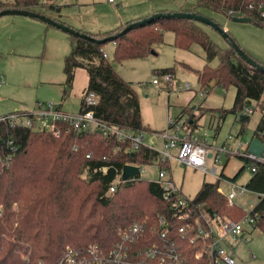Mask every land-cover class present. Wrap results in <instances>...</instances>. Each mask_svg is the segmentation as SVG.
Segmentation results:
<instances>
[{
  "label": "trees",
  "instance_id": "trees-1",
  "mask_svg": "<svg viewBox=\"0 0 264 264\" xmlns=\"http://www.w3.org/2000/svg\"><path fill=\"white\" fill-rule=\"evenodd\" d=\"M197 1L194 10L154 12L107 33L91 34L78 29L98 40H107L105 44L69 35L71 52L64 57L63 70L66 84L71 87L79 68L89 76L80 113L86 111V97L93 94L96 106L91 110L96 118L126 131L151 133L144 124L136 89L115 71L113 63L105 57L104 46L115 43L113 58L117 62L140 59L154 55L155 46L164 43L169 32L174 34V46L179 50H191L194 45L202 47L206 64L197 71L199 86L236 88L233 113L237 115L247 105L261 100L264 71L245 62L232 47L223 48L211 40L203 24L166 16L188 12L208 17L199 10L207 9L223 14L228 20L247 17L251 23L264 27V0ZM62 7L55 0L0 1V12L33 11L66 24ZM157 14L163 16L156 17ZM152 17L151 21L139 23ZM130 24L137 25L120 36ZM216 60L218 63L213 67L211 64ZM183 66L189 69L187 64ZM155 72L173 78L176 71L170 67ZM189 109L182 110L180 117L188 115V124L193 127L197 121L193 119L195 116H190ZM210 111L219 121L225 120L228 113L223 109ZM173 126L177 124L170 125L169 130ZM220 128L219 124L217 133ZM0 138V264H64L69 249L84 252L95 246L107 252L108 247L120 241L124 229L144 221L150 227L149 232L154 229V235H148L152 243H160L161 235L166 233L167 238L177 242L187 264H207L197 259L196 252L203 242L192 243L191 238L180 234L185 222L179 219V210L172 207V202L164 199L160 182L142 179L141 175L127 181L121 179L122 170L128 165L142 169L159 164L170 171V163L159 162L160 154L156 150L147 146L135 150L129 141H120L116 135H106L101 129L71 130L57 135L13 128L5 122L0 123ZM9 157L12 158L7 164ZM222 176L226 177L224 173ZM252 176L248 191L264 193V164H259ZM117 179L120 182L112 193L110 188ZM218 185L204 182L195 204H203V212L211 217L242 220L248 212L236 204L231 206L227 197L218 192ZM250 213L259 216L256 228L264 234V200ZM161 217L167 224L163 228L159 224Z\"/></svg>",
  "mask_w": 264,
  "mask_h": 264
},
{
  "label": "rangeland",
  "instance_id": "rangeland-1",
  "mask_svg": "<svg viewBox=\"0 0 264 264\" xmlns=\"http://www.w3.org/2000/svg\"><path fill=\"white\" fill-rule=\"evenodd\" d=\"M13 2L14 0H0ZM44 1V0H43ZM62 7V15L66 25L78 30V25L85 26L92 33H107L116 29L115 23L120 21V13L110 6L109 0H55ZM119 2V0H116ZM131 0L130 9L124 12L125 17L134 15L145 7L161 4L174 7L184 6L190 9L197 7V0ZM216 23H220L240 47L253 58L264 64V27L251 22L237 23L228 20L223 14L207 9H199ZM133 12V13H132ZM133 19V18H131ZM134 21V20H133ZM125 22V21H124ZM131 22V21H130ZM125 24V23H124ZM211 40L223 48L229 47L226 40L212 28L202 25ZM78 27V28H77ZM164 43L155 46V54L140 59H130L117 62L113 58L115 43L104 46L107 58L113 63L115 71L132 83L136 89L142 109L144 124L150 128L149 141L154 135L163 132L175 134L181 138L187 132L211 136L210 144L222 146L232 135L237 137L231 146L235 149L247 143L256 132L259 115L256 113L250 123L243 125L232 110L235 104L236 88L225 89L220 86L202 88L198 84L197 71L206 64V55L201 46L194 45L191 50H179L174 46V34L166 33ZM71 52L70 36L64 31L49 26L38 19L23 16L0 19V76L5 80L0 90V117L18 112H31L38 104L53 103L62 106L63 111L77 115L81 110V101L87 91L89 76L79 68L75 72L73 84H66L64 74V57ZM218 61L211 65L215 67ZM187 64L188 68L183 65ZM175 68V75L170 83L164 76L156 74V70ZM158 80L159 85H154ZM191 86V90L181 91L180 87ZM201 93L205 95L201 97ZM264 99V96L262 97ZM189 107L190 116H195L196 125L190 127L188 115L181 116L182 110ZM203 108V110H200ZM223 109L227 117L219 121L210 110ZM181 118V119H180ZM170 119L177 124L169 130ZM178 121V122H177ZM221 125L217 137L215 129ZM194 125V124H193ZM156 133V134H154ZM215 136V138H214ZM161 141L155 148L161 149ZM176 154L173 150L172 154ZM219 166L224 165V175L238 186H246L253 177L249 164L237 156H231ZM168 178L182 191L185 198L195 199L201 192L204 182L216 183L217 179L207 176L191 167L182 165L176 158L170 159ZM161 166H143L142 179L158 182ZM219 171V173H220ZM225 194L235 188L225 180L219 184ZM259 202V196L254 192L237 197L235 204L250 213ZM235 248L237 264H264V234L258 228L247 227V232ZM248 240L249 243L244 241ZM253 251L255 258H251Z\"/></svg>",
  "mask_w": 264,
  "mask_h": 264
},
{
  "label": "built area",
  "instance_id": "built-area-1",
  "mask_svg": "<svg viewBox=\"0 0 264 264\" xmlns=\"http://www.w3.org/2000/svg\"><path fill=\"white\" fill-rule=\"evenodd\" d=\"M109 2L118 6L115 0H109ZM105 57L107 56L105 55ZM171 79L172 77L167 76V83H170ZM4 83L5 80L0 76V90ZM153 83L154 85L160 84L158 80ZM180 90H191V86L186 84V87L181 86ZM204 95V93H201V97ZM262 97L261 100L247 105L242 112L237 114L243 125L250 123L256 113L259 115V120L256 132L248 139L245 147L241 144L236 149L231 146V142L237 137L231 135L222 146L215 147L210 144L211 136L207 132H204L203 135L187 132L183 138L169 132H163L154 135V139L149 141L150 133L146 131H126L118 125L105 123L96 118L91 110L96 106V96L93 94L88 95L85 99L86 111L77 115L63 112L61 106L53 103L49 105L38 104L31 112H18L0 117V123L6 122L13 128L24 127L33 132H54L57 135L71 130L95 132L96 129H101L106 135H116L120 141H129L135 150H140L142 146L156 150L160 154L159 162L161 163H169L170 159L176 158L182 165L217 179L219 184L222 180L231 183L235 187L232 192L225 194L219 185L218 192L226 196L229 204L233 206L237 197H241L250 191H248L247 185L238 186L235 182L222 176L226 165L221 171L219 166L223 164L222 160L224 158L227 161L235 155L249 164V170L254 175L258 170V165L264 164V152L262 157L250 152L252 140L258 139L264 145V99ZM172 124L174 125V121L170 119V125ZM216 130L214 131L217 137ZM158 141H161V149L155 148ZM10 144H13V142H10ZM173 150L176 151V154H172ZM11 158H8L7 164H9ZM161 168L158 182L161 183L164 190V199L172 202V207L179 210V219L185 222L179 230L180 234L191 238L192 243L200 240L203 242L202 247L196 252L197 259L207 261V264H237L235 259L236 244L242 239L241 236L247 232V227L256 228L259 216L248 213L240 221L217 215L211 217L203 212V204H195L194 199L188 200L185 198L173 180L168 178L166 168ZM98 170L103 171L104 169ZM119 182L120 180L117 179L111 186L110 191L112 193L117 189ZM254 193L259 196V201L264 200V193ZM159 224L162 228L167 225L162 217L159 219ZM149 229L150 227L145 221L144 223L130 225L120 233V241L108 247L107 252L102 247L98 248V246L88 248L84 252L69 249L64 264H187L176 241L167 238L166 233H163L160 243H152L148 235H154V229L151 232H149ZM146 236L148 239L145 241L148 242L145 244V241L140 243ZM244 242L249 243L248 240ZM249 254L251 258H255L253 251H249Z\"/></svg>",
  "mask_w": 264,
  "mask_h": 264
},
{
  "label": "water",
  "instance_id": "water-1",
  "mask_svg": "<svg viewBox=\"0 0 264 264\" xmlns=\"http://www.w3.org/2000/svg\"><path fill=\"white\" fill-rule=\"evenodd\" d=\"M5 16H11V17H17V16H23V17H27L30 19H38L42 22H44L47 25L53 26L57 29H60L61 31L66 32L67 34H69L70 36H74L76 38H82L86 41H89L91 43H97V44H105L107 42V40H98L96 38H93L85 33H81L79 30H75L73 28H71L70 26L66 25L65 23H59L57 21H55L54 19H52L49 16H46L44 14H40L37 12H29V11H24V10H12V9H7V10H2V12H0V19H2V17ZM163 15L161 14H157L156 17H161ZM166 17H172V18H176V19H189V20H194L197 23H201L203 25L209 26L211 27L214 31L216 30L224 40L227 41L229 47H232L235 52L237 53V55H239L245 62H248L251 66L255 67L258 70H262L264 71V66L260 65L259 63H257V61L251 57L247 52H245L240 45L238 44V42L232 38L231 35H229V33L227 32V30L225 28H223L221 25H219L218 23L214 22L213 20H211L210 18L201 15V14H194V13H188V12H184V13H173V14H169ZM153 20L152 18L149 19H145L144 21H140L139 23H144V22H148ZM234 22L237 23H245V22H251L250 18H233L232 19ZM137 24H130L128 26H126V28L124 29V31L120 34V36H124V34H126L127 32H129L130 30H132ZM242 120H244L242 118ZM193 123V121L191 122V124ZM251 147H250V152L258 157H262L263 152H264V145L261 144V142L258 139H254L251 142ZM141 175V169L138 166H133V165H128L125 166L122 172V179H124L125 181L128 180V178L131 177H136V176H140Z\"/></svg>",
  "mask_w": 264,
  "mask_h": 264
},
{
  "label": "crops",
  "instance_id": "crops-1",
  "mask_svg": "<svg viewBox=\"0 0 264 264\" xmlns=\"http://www.w3.org/2000/svg\"><path fill=\"white\" fill-rule=\"evenodd\" d=\"M163 1V0H162ZM162 1H159V2H162ZM115 2H116V4L118 5V6H116L115 4H113V3H111L110 4V6H112V7H114V8H116L117 9V12H119L120 13V21L118 22H116L115 23V26H113V27H116V29L118 28V27H120V26H123L124 25V23H128V22H130V21H133V20H138L139 18H144V17H147V16H149V15H151V14H153L154 12H160V11H180V10H184V9H188V10H194V9H190V8H187V7H185V5L184 6H182V5H180V6H177V7H174L173 5H171L170 3L168 4V5H165V4H161V5H157V6H152V5H150L149 7H145V8H143V9H141L140 11H136L137 13L136 14H134V15H132L131 16V14L129 15V16H126L125 17V10L126 9H130L131 7V5L133 4L132 2H131V0H119V2L118 1H116L115 0ZM133 13V12H132ZM9 17H11V16H9ZM131 18H133V19H131ZM63 20L65 21V19H64V14H63ZM125 21V22H124ZM79 27V28H78ZM78 29H80V30H84V31H86V32H89V31H91V30H89V29H87V28H85V26H82V25H78ZM115 29V28H114ZM89 33H91V34H93L92 32H89ZM61 109H62V111H63V108H62V106H61ZM64 112V111H63ZM237 178L238 177H236V179H234V181L235 180H237ZM233 181V182H234ZM249 183V182H248ZM248 185V184H247Z\"/></svg>",
  "mask_w": 264,
  "mask_h": 264
}]
</instances>
